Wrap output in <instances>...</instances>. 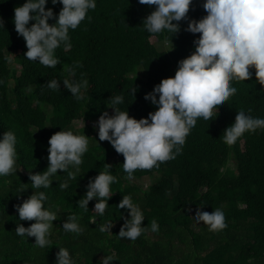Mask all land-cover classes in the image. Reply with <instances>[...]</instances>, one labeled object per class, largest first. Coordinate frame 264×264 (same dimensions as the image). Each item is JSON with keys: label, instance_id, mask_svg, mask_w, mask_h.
I'll return each mask as SVG.
<instances>
[{"label": "trees", "instance_id": "1", "mask_svg": "<svg viewBox=\"0 0 264 264\" xmlns=\"http://www.w3.org/2000/svg\"><path fill=\"white\" fill-rule=\"evenodd\" d=\"M23 2L0 0L4 23L0 29V134L11 130L17 138V170L0 177V264H55L59 247L69 250L75 264H101L108 255L117 259L111 264H264V129L244 133L233 145L223 142V131L236 112L251 109L253 117L264 118V87L256 82L254 69H250L251 79L232 81L236 94L214 120L196 122L174 159L150 170L137 169L128 179L122 154L108 141H99L98 129L88 125L102 111L112 114L108 106L116 95L124 98L120 110L136 119L155 111L144 99L145 93L162 78L174 75L178 61L194 51L193 41L199 34L185 31L187 21H181L180 31L171 37L167 32L153 35L142 24L151 7L138 0H96V8L77 29L69 30L71 47L61 45L55 50L60 63L49 68L24 57L25 42L12 21L14 8ZM202 3L192 0L189 18L198 20L206 14ZM46 7L58 13L62 5L53 6L49 0ZM159 44L164 47L159 49ZM77 63L81 66L75 67ZM71 68L75 75L68 71ZM53 79L60 81L58 91L46 87ZM65 79L82 84L83 99L77 100L63 86ZM132 87L137 89L134 96L128 91ZM78 120L88 124L89 148L78 166L77 179L68 178V172L75 171L70 166L67 172L58 170L50 188L32 189L29 173L48 166L49 137L60 130L83 134L73 126ZM105 163L111 165L116 181L108 208L97 216L92 210L95 198L88 212L78 200ZM227 163L233 168L223 170ZM143 178L149 180L145 186L139 182ZM64 180L68 187L61 189ZM36 191L48 196L45 207L58 210L46 248L37 247L34 237L15 233L16 225L28 227L34 221H20L14 205ZM125 195H131L145 216V231L135 241L118 236L124 222L121 214L127 217V212L117 204ZM198 207L209 213L221 208L227 227L214 232L202 221L197 224L191 216ZM70 215L78 217L81 234L63 230ZM153 219L158 232L151 231ZM107 221L113 222L111 232L101 233L99 225Z\"/></svg>", "mask_w": 264, "mask_h": 264}, {"label": "clouds", "instance_id": "2", "mask_svg": "<svg viewBox=\"0 0 264 264\" xmlns=\"http://www.w3.org/2000/svg\"><path fill=\"white\" fill-rule=\"evenodd\" d=\"M54 6L62 5L58 13L46 7L49 0H24L13 10L12 21L18 36L22 37L26 52L24 57L39 62L49 68H55L59 58L55 50L63 45L70 48L69 30H75L87 17L90 10L96 8V0H50ZM141 5L151 7L142 24L144 30L157 35L167 32L170 37L180 31V22L187 21L184 29L192 34H199L193 41L194 51L178 61L173 76L162 78L145 93L144 99L155 106V111L147 117L136 119L118 105L124 102L122 95L111 98L108 107L112 114L102 111L95 127L99 141H108L116 153L123 156V171L131 179L137 169L150 170L159 167V163L174 159L181 152L186 137L196 127L197 121L208 124L218 115V110L237 89L233 80L245 81L254 76L257 83L264 87V0H203L202 8L206 14L200 19L188 16L192 0H138ZM53 20V23H49ZM30 21L32 23H30ZM4 28L0 18V29ZM169 37L170 48L173 44ZM168 50V51H169ZM78 63L75 67H80ZM75 75V68L68 70ZM63 86L77 100L83 99L80 82L65 79ZM86 86V82H83ZM48 89L58 91L60 81L47 82ZM136 88L129 89L134 96ZM251 109L246 113L236 112L234 121L223 131V142L235 144L246 132L264 129V118L253 117ZM17 138L13 131L0 134V177L16 172ZM89 140L84 134H75L71 130H60L48 139V166L42 172L29 173L32 189H48L58 170L67 172L71 166L74 172H68L69 179H77L78 166L88 151ZM111 165L105 163L103 171L90 178L83 198L78 205L88 212V204L94 198L97 216H103L112 197L111 185L116 177L111 174ZM60 188L68 187L67 180L60 182ZM26 188H21L23 191ZM48 196L44 191L32 192L20 204L14 205L20 221H34L25 227L18 224L15 233L20 237H34V244L39 248L49 246V237L53 221L58 219V210L53 206L45 207ZM117 207L125 209L124 220L118 236L135 241L145 231L142 222L144 213L131 195L123 196ZM199 224L201 221L209 231L219 232L227 227L224 212L216 208L212 212L202 211L199 207L191 216ZM76 215L68 216L63 222L65 232L81 234ZM94 222V221H93ZM112 221L99 225L101 233L111 232ZM159 225L151 221V231L158 232ZM55 264H75L69 250L59 247L55 253ZM117 260L112 255L104 256L101 264H111Z\"/></svg>", "mask_w": 264, "mask_h": 264}, {"label": "rangeland", "instance_id": "3", "mask_svg": "<svg viewBox=\"0 0 264 264\" xmlns=\"http://www.w3.org/2000/svg\"><path fill=\"white\" fill-rule=\"evenodd\" d=\"M158 47H159V49H162L164 46L163 45H161V44H159L158 45ZM16 68H19V65L18 64H15V63H12ZM88 124L86 123V122H84V121H81V120H78V121H76V122H74V128L75 129H78V131L79 132H81V133H83L84 132V134L85 133H87V130H88V126H93L94 128H96L94 125H95V123L94 124H91V125H88ZM226 168H233V165L231 164V163H227L225 166H224V168H223V170H225ZM148 179L147 178H143V179H141L139 182L140 183H143L144 184V186L148 183Z\"/></svg>", "mask_w": 264, "mask_h": 264}]
</instances>
